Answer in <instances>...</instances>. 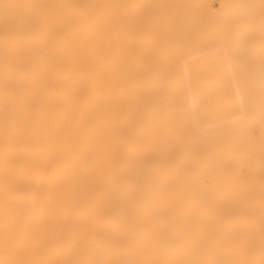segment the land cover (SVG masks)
<instances>
[{
    "label": "bare ground",
    "instance_id": "6f19581e",
    "mask_svg": "<svg viewBox=\"0 0 264 264\" xmlns=\"http://www.w3.org/2000/svg\"><path fill=\"white\" fill-rule=\"evenodd\" d=\"M241 256L264 264V0H0V264Z\"/></svg>",
    "mask_w": 264,
    "mask_h": 264
},
{
    "label": "rangeland",
    "instance_id": "374dc122",
    "mask_svg": "<svg viewBox=\"0 0 264 264\" xmlns=\"http://www.w3.org/2000/svg\"><path fill=\"white\" fill-rule=\"evenodd\" d=\"M39 172L40 170L37 169V170H33L31 172V177H32V180H34L35 178L38 177L39 175ZM241 174L242 176L244 177L245 180H248V174L247 172L245 171V169H241ZM216 261H218L216 259ZM258 261V258L256 257H244V256H241V257H238V258H230L229 259V264H256V262Z\"/></svg>",
    "mask_w": 264,
    "mask_h": 264
}]
</instances>
